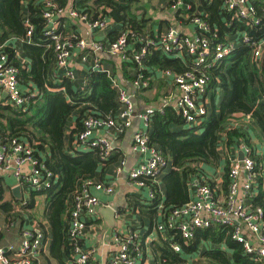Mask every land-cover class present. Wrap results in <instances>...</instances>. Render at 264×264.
I'll use <instances>...</instances> for the list:
<instances>
[{"label":"trees","instance_id":"16d2710c","mask_svg":"<svg viewBox=\"0 0 264 264\" xmlns=\"http://www.w3.org/2000/svg\"><path fill=\"white\" fill-rule=\"evenodd\" d=\"M224 1L200 0L199 4L193 3L190 9L192 12L203 13L210 24L211 33L208 37L211 51L234 30L245 29L253 41L264 37V0L252 3L260 18V23L253 26H250V21L245 22L232 12H229L231 22H223L219 10L225 9ZM44 2L45 0H0V54L7 57L8 65L18 69L19 85L27 97L26 105L21 107L0 103V136L18 138L30 144L35 148L38 161L56 176V181L49 188L33 191L31 200L23 203V207L34 208L37 195L45 196L43 218L49 222L53 233L50 255L58 259L60 264H67V258L74 261L73 247L69 239L70 201L84 179L95 178L101 162L96 151L76 149L74 141L83 129V121L88 115L102 118L116 116L120 103L112 80L105 72L92 70L88 74L84 89L74 88L71 80L65 76L55 74L57 76L54 75V80L50 77L54 49L53 40L47 34ZM56 2L60 7L73 3V7L86 14L91 21L110 19L121 22L122 30L130 32L129 42L133 50L138 51L144 43L143 38L147 37L145 17L139 19L137 14L140 9L138 0ZM182 10L189 11L179 9ZM26 14L33 26L31 43L26 41ZM68 20L70 19H58V31L70 32L63 29ZM120 32H114L110 36L115 39ZM13 39L21 41L30 65L22 62L18 48L10 43ZM251 51L250 45L240 44L230 55L207 69L212 75L210 86L222 89L218 113L215 112L217 104L214 102V110L209 116L200 124L190 126L173 105L163 107V111L155 110L152 117L151 143L172 164L171 171L165 177L166 197L162 199L161 219L172 209L192 200L194 181H208L214 187L204 170L220 161L219 147L223 132L227 148L232 147L238 139L250 143L248 131L235 124L236 115L249 116L264 138V98L261 96L264 94V69L260 61L251 57ZM194 62L193 59L171 57L158 45L148 47L145 58L148 67L177 73L192 68ZM130 64L135 65L134 62ZM72 120L76 125L71 129L70 144L75 149L73 153H69L65 137ZM251 156L255 160L257 172V195L253 202L264 209V163L261 155L254 149ZM229 172L230 165H227L222 185L226 193L230 183ZM148 183L155 192L154 198H149L150 203L146 205L152 216L154 210L159 209L162 190L159 184L151 181ZM17 201L20 202L21 199L17 198ZM2 207L7 210V214H11L14 206L5 202ZM39 226L45 232L43 223ZM169 236L152 244L157 264L164 259V264H180L185 255L198 253L202 247L204 251L201 253L210 264H262L245 252L242 243L232 238V227L224 224L197 229L189 242L176 231H169ZM175 243L182 245L181 252L174 250Z\"/></svg>","mask_w":264,"mask_h":264},{"label":"built area","instance_id":"2783aa9c","mask_svg":"<svg viewBox=\"0 0 264 264\" xmlns=\"http://www.w3.org/2000/svg\"><path fill=\"white\" fill-rule=\"evenodd\" d=\"M93 1V0H89ZM256 0H225L224 6L228 12H232L243 21H250V26L260 23L256 10L252 3ZM44 17L47 19V34L53 40V49L56 64L66 68L65 74L70 79H75V72L70 68L74 52L84 51L86 57L90 54L96 63L92 69L108 74L112 80V86L116 89L120 108L116 116L109 118L88 115L83 121V129L78 133L74 143L76 149L94 150L101 162H106L113 157L115 146L114 137L109 133L122 134L128 129L135 117L143 123L144 128L138 132L132 143L133 150L143 156V161L130 172L133 185L149 187L150 198H154L155 192L148 181L153 184H161L163 170L172 167L171 162L163 152L151 143L150 134L154 107H148L145 111L135 113V104L131 95L121 80L108 72L101 65L102 56L109 54L119 57L128 64L134 62L138 68V77L134 82L136 89L141 90L149 87L150 76H146L149 70L145 64L148 47L158 45L165 54L171 57L193 59V67L183 73L172 70H160L163 75L171 78L180 91L179 99L174 103L168 100L157 110L163 111V107L173 105L184 118L187 125H198L209 116L208 92L211 88L212 75L208 68L219 63L230 55L240 44H248L252 47L251 57L260 61L264 55V37L253 41L247 32L241 35V41L225 40L218 43L211 51L208 35L211 27L204 14L193 12L190 24L198 29V34L188 35L178 27L170 26L161 33L160 37L143 38L144 43L138 51L131 48L129 42L130 32L123 29L115 39L108 42L104 40H87L74 32L61 33L58 19L69 18L80 21L87 25L93 32H106L112 20L98 19L91 21L88 16L73 7L71 3L67 7H60L56 0H45ZM173 10L191 9V0H172L170 3ZM28 28L26 41L31 43L33 26L28 14L24 18ZM89 55V56H90ZM18 69L7 64V57L0 54V102L14 107L25 106L27 97L20 88ZM7 99L3 100V94ZM236 124V123H235ZM238 125V124H236ZM105 132V133H104ZM242 143L244 158H236L230 164V183L223 196L216 193L208 181L196 180L193 183L192 200L180 207L172 209L165 218L158 221L154 231L165 234L169 238V231L178 232L186 242H189L199 228H207L214 224H224L232 227V238L242 243L247 254L264 264V209L254 204L257 195V172L255 160L251 156L253 147L244 139H238ZM124 158H120L117 172L120 174L125 166ZM28 166V171L24 170ZM0 171L9 172L16 179L15 189L20 190L17 195L22 203L26 190L42 191L49 188L56 181L53 172L46 169L35 155V148L18 138H3L0 136ZM23 192V195H22ZM28 192V191H27ZM98 192L113 194L114 184H105L96 178L84 179L78 190L75 191L70 201L69 214V239L73 247L74 264H90L91 258L96 253L95 248L84 249L82 240L86 234V217L95 215L102 200ZM159 201V210L163 212L162 192ZM106 206H111L106 203ZM1 231V227H0ZM45 232L35 224L22 231L19 243H10L0 246V263L2 264H40ZM112 241L117 245L110 264H144L147 250L146 241L135 229L126 232L117 231L113 234ZM176 252L182 251V245L174 244ZM7 252H11L10 258ZM165 259L160 264H164Z\"/></svg>","mask_w":264,"mask_h":264},{"label":"crops","instance_id":"0c3cea01","mask_svg":"<svg viewBox=\"0 0 264 264\" xmlns=\"http://www.w3.org/2000/svg\"><path fill=\"white\" fill-rule=\"evenodd\" d=\"M192 4H199L200 0H191ZM172 0H138L139 10L138 18L145 17L147 37L157 39L161 33L167 30L168 27L174 26L181 29L188 35L198 34V29L190 24V17L193 14L189 11L173 10L171 7ZM222 15V20L225 23L231 22L229 19V12L224 9L219 10ZM220 15V16H221ZM123 24L121 22L112 21L109 29L106 32H93L88 29L87 25L80 21L68 20L63 25V29L71 32H76L84 39L91 40H108L112 39L110 34L118 31H122ZM246 32L245 29L234 30L232 34L225 36V40H237L241 41V35ZM114 37L116 35H113ZM224 40V41H225ZM16 48H18L19 55L22 62L30 65V60L26 57L23 50L21 41L13 39L10 42ZM84 51H75L71 59L70 68L75 72V79H70L66 76V68L60 67L56 64L55 55H53V71L50 77L53 79L55 74L60 77H67L71 80L73 87L76 89H84L88 74L94 70L92 69L96 63V60ZM102 56L101 65L108 72L116 75L122 82V84L129 91L130 83H132V94L137 98L135 108L137 113L145 111L148 107H154L159 109L168 100L171 103H175L180 97V91L171 78L162 74L160 69L147 67L149 70L146 72V76H150V85L147 88L138 90L134 86V82L138 77V68L136 65L123 62L119 57L104 54ZM260 65L264 69V55L260 60ZM57 75H55L56 77ZM54 80V79H53ZM264 98V94H261ZM222 97V89L219 87L211 86L208 92V108L212 112L214 110V102L217 104L215 112H219L220 101ZM7 99V94H3V100ZM1 103V102H0ZM242 129L248 131L250 135V144L253 149L261 155L264 163V138L260 135V130L251 120L249 116L238 114L234 120ZM76 122L72 120L66 132L65 142L67 144V151L73 153L74 149L70 144L71 129L74 128ZM152 125V124H151ZM144 128L143 123L138 117H135L132 125L125 130L124 133L114 134L109 133L114 137L115 151L110 161L105 163L100 162L97 169L95 178L105 184H114L115 192L113 194H105L98 192V196L102 200V204L98 206L97 213L95 215H89L86 217L87 230L82 240L84 249L95 248L96 253L91 258L90 264H110L114 254L117 252V245L112 241L113 234L117 231L126 232L129 229H135L142 235V239L146 241L147 250L144 258V264H157L152 244L165 238V234L156 233L154 231L157 222L161 219L162 212L156 208L155 212L149 213V207L146 206L150 198L149 187H139L133 185L129 177L131 170L138 166L143 161V156L136 153L132 148V143H127L126 139L128 134L134 136L142 131ZM105 133V132H104ZM222 148L220 156V168L214 173L208 170L212 175L214 174L215 182L213 186L216 189V193L219 196H223L226 192L223 190L224 179V167L231 164V161L240 158L239 154L243 151L242 143L236 142L232 147L227 148L224 144L225 132L221 135ZM120 158L125 159V166L122 173L117 172V166ZM222 159V163H221ZM222 164V165H221ZM171 166L163 170L160 179V187L162 190V199L166 197L165 177L171 171ZM209 168V167H207ZM25 171H28V166L24 167ZM264 175V164H263ZM16 179L9 172L0 171V246H6L10 243H19L22 238V231L25 228H29L32 225H40L43 223L46 239L44 240L42 255L40 258V264H60V261L50 255V248L53 241V233L50 224L43 218L45 212V196L40 195L36 197L35 207L28 208L23 207L22 202L17 201V195H20V190L15 193ZM28 191V192H27ZM33 190H26L24 198L31 200ZM23 195V192H22ZM40 198V201H39ZM5 202H10L14 207L11 214H7V210L2 207ZM106 203H110L112 207L106 206ZM42 222V223H41ZM40 223V224H39ZM205 244V243H204ZM7 255L12 258L11 252H7ZM194 254L185 255L187 258ZM67 264H74L72 260L66 259ZM2 264V263H0Z\"/></svg>","mask_w":264,"mask_h":264},{"label":"rangeland","instance_id":"374dc122","mask_svg":"<svg viewBox=\"0 0 264 264\" xmlns=\"http://www.w3.org/2000/svg\"><path fill=\"white\" fill-rule=\"evenodd\" d=\"M132 83H130V88H129V94L131 95V98H132V101L136 104V96L134 94H132L133 92V88H132ZM136 107V106H135ZM135 113L137 114V111H136V108H135ZM132 139H133V134H128L127 136V143H132ZM221 148H222V145H220L219 149H220V152H221ZM222 159H221V163H222ZM222 165V164H221ZM218 168H220V161L217 162V164H214V165H210L209 168H207L208 170L212 171V173L215 174V172L218 170ZM205 168L204 170V173L210 177L211 181L210 182H215V177H214V174L212 175L208 170ZM224 171H225V167H224ZM37 196H40V195H37ZM39 201H40V198H39ZM142 234V233H141ZM142 236V235H141ZM204 247H208L207 245ZM205 249V248H204ZM201 251L203 252V247H202V250H200V252L198 253H195L193 256H190L189 258H187V256H184V261L181 262L180 264H210L211 262L204 256L203 253H201Z\"/></svg>","mask_w":264,"mask_h":264},{"label":"water","instance_id":"95a60500","mask_svg":"<svg viewBox=\"0 0 264 264\" xmlns=\"http://www.w3.org/2000/svg\"><path fill=\"white\" fill-rule=\"evenodd\" d=\"M240 156V159H243L244 158V152L241 151V153L239 154ZM19 191L18 188L14 189V192L17 193Z\"/></svg>","mask_w":264,"mask_h":264}]
</instances>
